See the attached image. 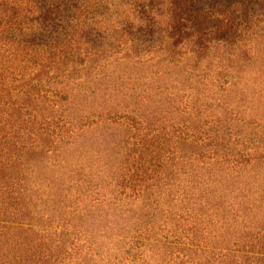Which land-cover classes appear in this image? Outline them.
Instances as JSON below:
<instances>
[{
    "label": "rangeland",
    "instance_id": "374dc122",
    "mask_svg": "<svg viewBox=\"0 0 264 264\" xmlns=\"http://www.w3.org/2000/svg\"><path fill=\"white\" fill-rule=\"evenodd\" d=\"M41 1L14 0L32 9L24 50L0 44V146L17 149L10 162L28 206L16 217L46 236L38 264H247L242 252L223 254L264 228V159L252 158L264 155L262 10L241 43L199 47L194 0H143L148 29L134 0H105L107 11L91 16L82 4L71 10L77 0ZM211 118L229 149L197 142L195 153L206 147L214 158L164 162L154 186L121 191L142 145L160 137L181 154L189 143L179 124ZM239 149L250 155L225 160ZM190 230L223 254L196 253Z\"/></svg>",
    "mask_w": 264,
    "mask_h": 264
},
{
    "label": "trees",
    "instance_id": "16d2710c",
    "mask_svg": "<svg viewBox=\"0 0 264 264\" xmlns=\"http://www.w3.org/2000/svg\"><path fill=\"white\" fill-rule=\"evenodd\" d=\"M8 1H10V4L13 6H11V8H7V6H5L4 9L0 10V44H2V47L5 48L4 50L9 52V54H17L19 51L21 52L24 50L23 48L19 47V44L21 45V42H24L21 41L20 38L28 35L23 32L24 24L29 22L27 21L25 14L31 13L32 9L29 7L28 9H22V7L16 5L14 0ZM134 1L136 3L138 2V12L143 14V17L147 19L145 28L148 29L151 27L153 20V18H150V16L148 17V13H151L153 9L151 7L146 8L148 5H146V2L143 0ZM35 2L39 3V0H35ZM40 2L42 1L40 0ZM43 2H45V0ZM150 3L152 4V1H150ZM198 3L201 5L193 9L190 22L191 27L195 28V36H197V43L199 44V47L201 45L202 39L204 41L207 40V42L212 40L222 41L223 43L228 42L231 45L235 43H241L246 39L245 37H247L245 36L246 32L251 30L254 26H258V23H254L253 21V15L257 9L262 10L261 15L263 16L264 20V0H194L195 6ZM80 4L83 6L82 13L85 16L96 15L99 13L103 14L102 12H106L108 9V4L105 2V0H83L82 3L81 0H77L74 3L72 1L71 10L76 11ZM69 13L71 14L74 12L69 11ZM70 14L68 15V20L70 18ZM263 20L260 21L262 22ZM15 43L18 46H16ZM2 57L3 56H0V72L3 69L1 60ZM219 121L220 120L218 118H216V120L211 118L209 120L204 119L202 122L199 121L198 125L196 126H193L194 124H179L175 131L178 132L179 138L181 140L188 141L189 143L187 149H185L186 145L180 149L181 154L176 153V150H170L167 144V139L160 140V137L150 140L148 146L142 145L143 149L142 151H139V156L136 158V160H138L137 167H135V170L127 179L126 177H123V180L126 181V184H121V191H123L125 187H129L134 192L136 191V194H139L142 192V190L152 187V185L154 186V184H151V182L154 183V181H157L160 177V173H163L161 172V167L162 163L164 162L183 163L187 158V160L193 162L203 163L205 160L213 159L214 157H212V154L208 153L211 151H207L205 148L212 146L214 147L217 145L220 137L217 134L212 135L214 129L212 130L210 125L212 123L217 124ZM46 125L48 126L50 124L47 122ZM163 130L165 131L164 128ZM175 131H172V133L175 134ZM142 139L144 141L146 140L145 138ZM205 139L208 140L207 142L209 144H207L206 147H202L201 149L199 148L200 150L198 149L195 153L196 150H193L194 148L196 149V147H194L192 144H196L197 142L203 143ZM226 143L227 144L225 145V134H222L218 144L221 145L220 147L222 148L229 149L228 139ZM4 144V146H0V264L42 263L45 262L44 256L40 254V250V255L36 256L35 249H38L39 245L44 242V238L46 236L42 235L39 230L35 232V230L32 228L25 229L22 225L23 222L16 217L17 215L22 214V210L26 209L28 205L22 191V186H20L21 184L19 179L15 178L13 175L15 166H13L12 162H10L13 159L18 158V155L16 154L17 149L10 147L6 142H4ZM175 148L177 147L175 146ZM190 148L191 152L186 153ZM244 150V153L246 154L241 152L239 149L238 152L234 153L235 155H232L231 157L225 155V157L227 156L225 160H229L230 162L236 157L249 156L250 154L247 152V150ZM3 152L5 153V156H3ZM4 157L6 158L5 160H3ZM147 157L149 158V161L147 162L149 164L146 166V163L143 160ZM164 157L166 158L164 159ZM252 158L253 160L262 162L261 159H264V155L262 154L259 155V157L255 156ZM233 161L235 163L238 162L235 159ZM152 162H154V164H152ZM25 183L27 184V181H25ZM180 218L183 217L181 216ZM170 231L171 237L176 238L175 232L172 230ZM190 231L192 233H186L185 239H188V245L195 244L194 249H196V253L199 251L200 253L203 252L213 254L214 256L220 255L221 253L223 254V250H218L216 252V250L213 248H209L207 244H204V240L198 239L200 241L197 240L195 242V239L198 237L197 235L200 233V231ZM142 237V234L137 236V239H134L135 243L141 244ZM176 240L178 241L177 238ZM229 244H231L230 247L235 249L233 250L230 248L228 252L223 254V257L230 255V252L232 251L237 253L242 252L241 259L244 261V263L264 264V228L254 233L250 232V236L246 239H235L231 243L229 241L228 245ZM244 257H246V260L243 259ZM251 260L252 262H250ZM190 263L195 264L194 260L190 259L185 262V264Z\"/></svg>",
    "mask_w": 264,
    "mask_h": 264
}]
</instances>
